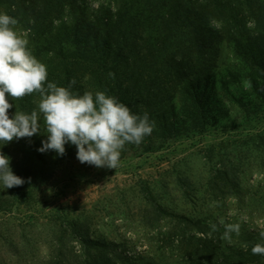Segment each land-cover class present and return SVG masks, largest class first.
Returning <instances> with one entry per match:
<instances>
[{
  "label": "trees",
  "instance_id": "1",
  "mask_svg": "<svg viewBox=\"0 0 264 264\" xmlns=\"http://www.w3.org/2000/svg\"><path fill=\"white\" fill-rule=\"evenodd\" d=\"M0 13L17 19L15 29L47 66L48 82L67 87L74 78L73 91H106L132 113L147 112L155 127L139 144L143 153L163 148L177 135L180 121L189 120L205 132L211 121L232 120L230 102L256 114L264 108V0H113L95 12L89 0H0ZM216 43L232 55L225 68L229 73L219 76L221 89L214 77L221 52ZM39 99L37 93L9 98L10 118L16 110L30 113ZM39 123L41 133L0 142L12 171L25 180L10 189L0 184V212L11 214L13 207L34 203L72 149L69 142L63 156L39 152L47 139L42 117ZM261 138L264 147V132ZM224 188L235 189L231 181L216 186L217 191ZM145 213L153 228L166 219L174 224L169 239L176 250L184 251L179 264H264V255L251 251L264 241L228 249L222 243V226L218 222L219 230L213 232L211 218L175 212L151 193ZM35 216L29 215L30 220ZM47 216L44 220L56 224L59 232L52 245L57 252L47 264H120L117 258L94 260L95 246L112 245L114 250L117 245L93 239L81 222L86 218ZM74 241L81 244L79 250ZM123 252L119 255L125 261Z\"/></svg>",
  "mask_w": 264,
  "mask_h": 264
},
{
  "label": "rangeland",
  "instance_id": "2",
  "mask_svg": "<svg viewBox=\"0 0 264 264\" xmlns=\"http://www.w3.org/2000/svg\"><path fill=\"white\" fill-rule=\"evenodd\" d=\"M89 4L95 12L113 5V0H89ZM216 44L221 50L214 74L218 83L220 74L229 73L225 68L232 55ZM217 88H222L220 83ZM229 110L232 120L211 121L205 132L189 120L180 121L177 135L156 152L143 153L139 145L124 147L116 169L80 163L76 146L70 143L72 149L34 203L13 207L11 214L0 212V264L51 261L57 252L53 239L59 232L56 224L44 220L47 215L86 218L81 222L93 239L117 245L114 250L112 245L95 246L94 260L109 257L120 264L133 260L179 264L184 251L176 250L169 239L174 224L166 219L153 228L145 217L148 193L178 213L211 218L215 224L220 220L240 223V234L232 233L230 244L222 239L228 249L260 241L259 233L264 231V147L260 146L264 108L256 114L230 102ZM226 171L230 174L225 177ZM227 181L235 189L216 190ZM29 215L36 216L30 220ZM74 245L81 248L76 241ZM122 251L129 261L120 257Z\"/></svg>",
  "mask_w": 264,
  "mask_h": 264
},
{
  "label": "clouds",
  "instance_id": "3",
  "mask_svg": "<svg viewBox=\"0 0 264 264\" xmlns=\"http://www.w3.org/2000/svg\"><path fill=\"white\" fill-rule=\"evenodd\" d=\"M17 24V19L0 13V142L4 145L14 138H30L41 133L42 117L47 139L42 141L39 152L52 150L63 156L65 145L70 142L76 146L80 163L116 169L125 145H139L145 136L151 135L155 122L147 112L132 113L106 91L83 94L73 91L74 78L67 87L48 82L47 66L33 54L25 36L16 31ZM247 86L250 87V82ZM33 93L40 97L37 108L30 113L16 110L10 118L8 110L13 105L9 98L21 99ZM24 183L12 171L10 157L0 152V184L10 189ZM219 224L224 228L221 239L229 244L232 233L240 234V223L220 220ZM209 226L213 232L219 230L211 221ZM259 236L264 241V231ZM251 251L254 255H264V243H256Z\"/></svg>",
  "mask_w": 264,
  "mask_h": 264
}]
</instances>
